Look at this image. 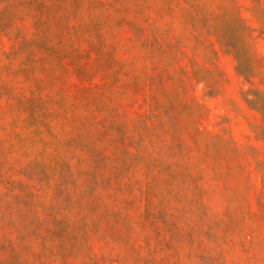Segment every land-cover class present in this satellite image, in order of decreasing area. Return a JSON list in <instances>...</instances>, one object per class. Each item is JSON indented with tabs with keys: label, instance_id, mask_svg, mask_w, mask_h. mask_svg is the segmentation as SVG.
<instances>
[{
	"label": "rangeland",
	"instance_id": "rangeland-1",
	"mask_svg": "<svg viewBox=\"0 0 264 264\" xmlns=\"http://www.w3.org/2000/svg\"><path fill=\"white\" fill-rule=\"evenodd\" d=\"M0 264H264V0H0Z\"/></svg>",
	"mask_w": 264,
	"mask_h": 264
}]
</instances>
